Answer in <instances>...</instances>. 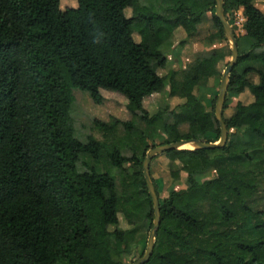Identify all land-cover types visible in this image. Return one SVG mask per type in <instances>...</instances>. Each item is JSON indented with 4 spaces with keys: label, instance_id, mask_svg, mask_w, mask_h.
I'll use <instances>...</instances> for the list:
<instances>
[{
    "label": "trees",
    "instance_id": "trees-1",
    "mask_svg": "<svg viewBox=\"0 0 264 264\" xmlns=\"http://www.w3.org/2000/svg\"><path fill=\"white\" fill-rule=\"evenodd\" d=\"M61 2L0 0V264H124L113 251L126 252L130 237L154 225L147 151L183 139H220L215 106L232 52L198 58L181 79L177 71L162 73L163 45L179 28L186 44L206 12L217 30L210 39L227 40L216 0H77L64 8ZM236 11L246 20L224 109L228 142L163 153L166 182L150 167L161 225L144 264H264V211L252 205L264 162V12L254 0H225L230 23ZM203 77L213 82L210 95L196 93ZM74 89L99 105L105 92L122 96L132 118H94L105 140L91 134L83 140L71 115ZM166 91L185 102L150 113L145 100ZM245 92L249 103L240 97ZM183 122L190 123L187 133L178 128ZM182 171L186 187L171 189ZM120 213L130 228L120 227Z\"/></svg>",
    "mask_w": 264,
    "mask_h": 264
},
{
    "label": "rangeland",
    "instance_id": "rangeland-1",
    "mask_svg": "<svg viewBox=\"0 0 264 264\" xmlns=\"http://www.w3.org/2000/svg\"><path fill=\"white\" fill-rule=\"evenodd\" d=\"M62 2V8H64L66 5L69 4L70 6H77V0H61ZM126 13L128 16H131L132 10L127 9ZM243 16L238 11L234 13L233 16H231V23L230 25L233 27L236 34H238L242 28L243 25ZM180 33H184L186 35V32L183 28H179L175 35H179ZM135 39L137 41L140 40L139 34H134ZM179 36H176L175 39L178 41ZM229 45V50L231 51V45L229 40H225ZM174 51V50H173ZM232 52V51H231ZM168 53V51H167ZM171 59V58H170ZM172 60V59H171ZM231 60V57L229 58V61ZM223 67V65H222ZM225 69V68H224ZM223 69V70H224ZM166 68L162 70V73H166ZM255 80H258L257 77H255ZM221 81V78H219V82ZM211 85V83H210ZM203 92L208 93L209 87H202L201 88ZM220 89V85L218 87V90ZM74 95H75V103L72 106L71 109V115L74 121L75 129H76V135L85 140L88 135H93L99 140H105V136L103 133L94 128L93 126V119L98 118L105 121H111L112 117H123L125 116V113L127 111L126 107V100L124 97L117 95L115 93L111 92H105V95L107 99L105 102L101 105L96 104L88 92L80 90V89H74ZM241 99L245 103H249L252 101V95L250 92H245L241 96ZM179 102V99L177 98H171L168 96L167 93H157L154 94L152 97L147 98L146 101V107L150 112H155L158 107L169 104L170 106H175ZM232 112V106H229L225 110V113L227 115L231 114ZM117 115V116H116ZM262 152L259 154V160L264 158V142L261 144ZM127 155H130V151H126ZM157 157V158H155ZM153 161L151 162V166L154 168V178H157L158 175H162L163 179L168 181V173H167V163L168 159L164 154H159L155 156ZM93 162V161H92ZM161 165L158 166V165ZM260 165H258V168L256 169L257 174V181L259 182V188L258 192L255 196L254 202L252 205L255 207V209L264 211V162H260ZM131 163H126L125 166L128 168H131ZM150 166V167H151ZM101 168L104 169L106 166L104 164L101 165ZM161 168V169H160ZM163 169V170H162ZM166 172V173H165ZM118 173L115 171V174ZM216 174V171H209L205 176L201 177V180L206 179L210 176H214ZM118 177V186L121 190L122 184L120 181V176L116 174ZM184 181L186 178L183 179ZM165 194H163L164 196ZM120 227L123 229L130 228V226L127 224L126 219L124 218V215L120 213ZM114 227H111L113 229ZM150 230H147V228H140L139 231L135 234V236H132L129 238V244L126 252H119L118 250L113 251V255L116 259L121 260L124 264H133L138 259L144 256L146 249H147V243H148V236H149Z\"/></svg>",
    "mask_w": 264,
    "mask_h": 264
},
{
    "label": "water",
    "instance_id": "water-1",
    "mask_svg": "<svg viewBox=\"0 0 264 264\" xmlns=\"http://www.w3.org/2000/svg\"><path fill=\"white\" fill-rule=\"evenodd\" d=\"M224 4H225V0H216L215 15L223 24L225 35L231 45L232 55H231V60L229 64L225 67V69L222 72L221 81H220V89H219L218 98H217V102L215 106V115H216V119L218 120L220 124L221 137L219 141L217 142H206L200 139H183V140H179L173 143L158 145L147 151L146 157L143 162V171H144V176H145V180L147 183L149 193L154 203L155 218H154V225L149 232L146 252L143 257L138 259L133 264H144L151 258L154 252L158 230L161 225L160 200H159L156 187L154 185V182L150 174V166H151V162L154 159V157L159 154H163L167 151L174 150V149H188L184 147L187 144H191L193 149H215V148H220V147L225 146L228 142L229 130L224 120V109H225V103H226L227 94H228L230 76H231V73L234 67L238 63L240 52H239L237 34L235 33L233 27L230 25L227 17L225 16Z\"/></svg>",
    "mask_w": 264,
    "mask_h": 264
},
{
    "label": "crops",
    "instance_id": "crops-1",
    "mask_svg": "<svg viewBox=\"0 0 264 264\" xmlns=\"http://www.w3.org/2000/svg\"><path fill=\"white\" fill-rule=\"evenodd\" d=\"M254 4L264 12V0H254ZM211 17H212L211 12H206L203 15L202 21L197 27L196 34L194 36L190 37L186 44H184V45L180 44V41L182 39L186 38V35H184V33H180L179 35L174 34L173 37L163 45L162 50H163L164 55L167 58V64H166L167 72L177 71V72H179L178 78L181 79L182 73L192 63H194L198 58L208 56L216 50H221V51H225V52L229 51V45L226 41L220 40V39H210V35L217 32L216 28L214 27V24H213ZM176 36H179L178 41H176V39H175ZM167 51H168V53H167ZM223 64H224V62H222V61L219 62L218 67L221 69ZM207 82H208V78L203 77L200 81L201 87L196 89V93L203 94L204 92L201 88L202 87H208ZM209 84H210V82H209ZM211 84H213V82H211ZM212 89H213V87L211 88L209 85L208 95L212 94V91H213ZM166 93H167V91H166ZM238 97L239 96L234 97V98H238ZM171 98H173V97H171ZM174 98L179 99V102L175 106H171V107H176L178 104H182L185 102V98H179V97H174ZM146 101H147V99L145 100V106H146ZM165 105H169V104H165ZM165 105L158 107V109L155 112H157L159 110V108H161ZM155 112H153V113L150 112V113L154 114ZM166 117L168 118L169 122L173 121V118L170 117L169 115H167ZM117 118H120L122 120H129L132 118V116L127 109L125 116L117 117ZM178 128H179L181 133H187L190 130V123L189 122H183L178 126ZM188 149H193V148L191 147ZM187 176H188L187 172L182 171L180 180L176 181L172 185L171 189L180 190V189L185 188ZM184 178H186L185 181L183 180Z\"/></svg>",
    "mask_w": 264,
    "mask_h": 264
},
{
    "label": "built area",
    "instance_id": "built-area-1",
    "mask_svg": "<svg viewBox=\"0 0 264 264\" xmlns=\"http://www.w3.org/2000/svg\"><path fill=\"white\" fill-rule=\"evenodd\" d=\"M240 14H242V12L241 11H238ZM242 16H243V14H242ZM243 20H244V22H245V17L243 16ZM244 22H243V24H244ZM242 27H243V25H242ZM241 30H242V28H241Z\"/></svg>",
    "mask_w": 264,
    "mask_h": 264
},
{
    "label": "bare ground",
    "instance_id": "bare-ground-1",
    "mask_svg": "<svg viewBox=\"0 0 264 264\" xmlns=\"http://www.w3.org/2000/svg\"><path fill=\"white\" fill-rule=\"evenodd\" d=\"M184 147H186V148H191L192 146H191V144H187V145H185Z\"/></svg>",
    "mask_w": 264,
    "mask_h": 264
},
{
    "label": "clouds",
    "instance_id": "clouds-1",
    "mask_svg": "<svg viewBox=\"0 0 264 264\" xmlns=\"http://www.w3.org/2000/svg\"><path fill=\"white\" fill-rule=\"evenodd\" d=\"M95 42H97V43H98L99 41L97 40V41H95Z\"/></svg>",
    "mask_w": 264,
    "mask_h": 264
}]
</instances>
